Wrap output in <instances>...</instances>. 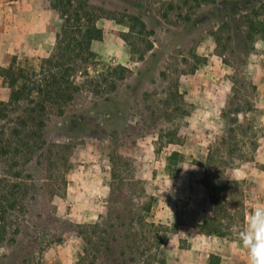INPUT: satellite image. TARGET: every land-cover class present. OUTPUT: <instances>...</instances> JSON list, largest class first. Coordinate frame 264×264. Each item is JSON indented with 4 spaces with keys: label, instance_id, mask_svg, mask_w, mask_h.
<instances>
[{
    "label": "rangeland",
    "instance_id": "rangeland-1",
    "mask_svg": "<svg viewBox=\"0 0 264 264\" xmlns=\"http://www.w3.org/2000/svg\"><path fill=\"white\" fill-rule=\"evenodd\" d=\"M118 1H132L143 10L146 32L137 36L138 50L132 52L124 39L126 24L117 23L110 13L98 19L104 30L103 39L93 46L98 57L75 73L80 91L66 113L53 116L47 134L53 137L52 145L35 154L40 161L36 171L27 166L40 178L37 187H29L20 176L28 156L25 143L35 141L21 123L29 115L27 103L14 104L8 116L0 118V217L5 211L18 213L33 193L41 202L38 210L51 211L83 229L100 225L88 229L93 242L74 229L26 264H94L100 237L102 249L114 247L118 239L119 250L137 257L139 264H187L182 255L189 248L196 256L190 264H220L215 252L226 255L227 264H239L236 259L246 250L232 230L242 229L247 216L264 204V120L253 107L252 73L248 56L242 57L247 48L240 45V58L229 55L234 44L225 39L226 30L220 40L210 33L218 27L213 7L218 0ZM53 3L40 0L39 5L44 19L59 27L57 34L63 19ZM181 15L199 18L198 26L189 30ZM186 29L189 34L173 43ZM263 36L250 38L248 47ZM149 43L164 55L154 76L139 86L130 109L112 116L99 113L107 132L93 137L79 132L80 125L71 121L80 108L91 105L98 92L123 85L114 73L118 65L137 72ZM52 51L14 58L17 66L39 70ZM224 58L232 65L222 69L223 75L233 81L229 94L227 84L226 96L223 88L218 94L213 91L216 75L206 68L223 67ZM174 152L179 155L172 157ZM206 219L213 223L202 230L198 226ZM3 225L0 221V264L7 253L5 237L10 236ZM213 227L221 234L209 233ZM106 252L103 259L112 257L109 249Z\"/></svg>",
    "mask_w": 264,
    "mask_h": 264
},
{
    "label": "trees",
    "instance_id": "trees-1",
    "mask_svg": "<svg viewBox=\"0 0 264 264\" xmlns=\"http://www.w3.org/2000/svg\"><path fill=\"white\" fill-rule=\"evenodd\" d=\"M218 1L219 4L213 6L218 27L211 29L210 33L220 40L221 34L226 30L225 39L234 44V47L229 50V55L240 58L238 50L242 44L247 48L242 57L247 58L253 49L252 45L248 47V40L254 38L256 34H264V0ZM53 6L60 11L63 26L57 33L53 51L42 60L40 69L17 66L14 59L9 67L1 70L10 88V97L8 100H0V118L7 117L9 108L14 104L25 101L28 105L26 109L29 115L26 119L22 118L21 123L25 128L28 127L35 141L25 143L28 156L20 176L28 180L29 187H37V181L41 184L40 178L34 177V172L31 170L34 168L36 171L37 165L40 164L38 157L35 159V154L52 145L53 137L47 134L53 116L66 113L69 103L80 91V86L74 79L75 73L84 67H90L98 57V53L92 48L93 41L102 40L104 37V30L97 25L98 19L110 13V18L117 23L126 24L129 30L124 34V39L131 46L132 52L138 50L137 36L146 32L148 27L143 10L132 1L122 3L118 0H54ZM181 19H184L183 21L187 23L191 31L198 26L199 18L192 20L181 15ZM147 32L149 35L153 34V30ZM188 34L189 31L186 29L183 34L177 35L173 43L179 44L180 39ZM163 53L155 47L154 43H149L140 55L143 66L137 72L123 65L115 67L114 73L119 76L123 85L120 86L118 83L113 85L112 88L115 91L108 89L100 93L97 91L91 105L80 108L81 113L76 115L78 118L75 117L71 121L80 125L79 132H86L92 137L96 136L98 131L107 132L105 125L98 119V114L112 116L114 113L130 109L139 86L149 76H154L158 70ZM225 55L226 53L223 54L224 57ZM224 60L232 65L228 59L224 58ZM126 72H128L127 75H125ZM32 124L35 126V131H32ZM173 155L175 157L179 153L174 152L172 157ZM27 166L31 167V170L27 171ZM23 172L24 175H22ZM213 202L218 204L217 197L213 196ZM37 204H41L40 200L33 193L29 194L18 213L5 211L7 213L0 217V221L4 223L5 232L10 235L5 237L8 242L7 253L2 259V264H26L34 255L42 254L48 245L61 241L64 234L74 229L85 236L84 239L88 243L93 242L88 229H97L99 224L83 229L81 225L58 218L51 214V211L36 209ZM209 221L210 219H206L202 222L200 225L202 230ZM210 222L213 223V220ZM209 233L220 235L221 231L213 227L210 228ZM100 240L99 248H97L99 253L95 255L94 264H106V261H108L107 264H139L135 263L137 257L130 253L128 257L126 250H119L116 246L118 239L114 240V247H108L112 257L103 259V254H107L108 249L101 248L104 243L103 237H100ZM125 255L127 258L124 257ZM142 262L146 263L145 259Z\"/></svg>",
    "mask_w": 264,
    "mask_h": 264
},
{
    "label": "crops",
    "instance_id": "crops-1",
    "mask_svg": "<svg viewBox=\"0 0 264 264\" xmlns=\"http://www.w3.org/2000/svg\"><path fill=\"white\" fill-rule=\"evenodd\" d=\"M40 0H0V100H8L10 97V88L7 86L4 77L1 74L3 68L9 67L14 56L30 55L34 53H44L45 51L53 50L56 42V32L59 27L54 29V21L44 19V8L39 5ZM35 4V6H32ZM43 10V11H42ZM259 34H256L258 36ZM264 40V36H263ZM258 40L252 44L253 49L248 54V67L252 73L255 95L254 105L255 112L258 113L264 120V41ZM47 41V43H46ZM96 41V40H95ZM95 41L92 43V48L95 46ZM50 49V50H48ZM208 55V54H206ZM222 66L219 69L207 64L206 68H213L215 79L211 86L214 92L220 93L223 88L226 92L224 96L231 92L232 79L227 75H223L222 69L225 71L231 65L223 59ZM230 66V67H229ZM227 84L228 94H227ZM218 89H215V87ZM203 88V87H202ZM264 149V146L261 145ZM200 227V226H198ZM203 232V231H202ZM216 235V234H215ZM226 246V244L224 243ZM6 247V246H5ZM183 259H188L187 264H190L196 258L192 248H189ZM4 252V246L0 243V257ZM215 252V251H214ZM220 264H227V256L223 253H217ZM236 259L239 264H247V252L243 251ZM236 263V262H235ZM219 264V261H218Z\"/></svg>",
    "mask_w": 264,
    "mask_h": 264
},
{
    "label": "clouds",
    "instance_id": "clouds-1",
    "mask_svg": "<svg viewBox=\"0 0 264 264\" xmlns=\"http://www.w3.org/2000/svg\"><path fill=\"white\" fill-rule=\"evenodd\" d=\"M232 231L247 252V264H264V204L247 216L242 229L234 227Z\"/></svg>",
    "mask_w": 264,
    "mask_h": 264
}]
</instances>
